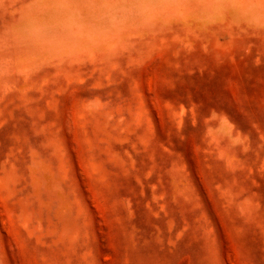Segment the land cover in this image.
I'll list each match as a JSON object with an SVG mask.
<instances>
[{"label":"rangeland","instance_id":"1","mask_svg":"<svg viewBox=\"0 0 264 264\" xmlns=\"http://www.w3.org/2000/svg\"><path fill=\"white\" fill-rule=\"evenodd\" d=\"M0 264H264V0H0Z\"/></svg>","mask_w":264,"mask_h":264}]
</instances>
